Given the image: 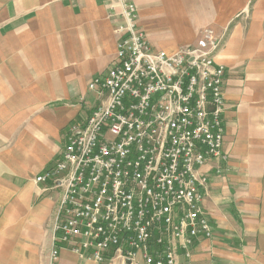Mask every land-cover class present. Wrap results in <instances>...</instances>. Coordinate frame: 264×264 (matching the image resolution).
Listing matches in <instances>:
<instances>
[{
  "label": "crops",
  "instance_id": "1",
  "mask_svg": "<svg viewBox=\"0 0 264 264\" xmlns=\"http://www.w3.org/2000/svg\"><path fill=\"white\" fill-rule=\"evenodd\" d=\"M130 1L154 51L196 46L207 29L223 40L226 160L198 172L214 237L180 264H264V0ZM121 23L118 0H0V264H124L69 248L52 261L60 190L35 182L95 108L89 85L116 59Z\"/></svg>",
  "mask_w": 264,
  "mask_h": 264
},
{
  "label": "built area",
  "instance_id": "2",
  "mask_svg": "<svg viewBox=\"0 0 264 264\" xmlns=\"http://www.w3.org/2000/svg\"><path fill=\"white\" fill-rule=\"evenodd\" d=\"M118 1L116 59L89 85L95 108L35 180L60 190L51 259L69 248L96 263L180 264L214 237L198 172L226 160V68L215 60L223 40L207 29L196 46L154 51L138 8Z\"/></svg>",
  "mask_w": 264,
  "mask_h": 264
},
{
  "label": "rangeland",
  "instance_id": "3",
  "mask_svg": "<svg viewBox=\"0 0 264 264\" xmlns=\"http://www.w3.org/2000/svg\"><path fill=\"white\" fill-rule=\"evenodd\" d=\"M55 231H54V235H53V238H52V240H53V244H54V239H55Z\"/></svg>",
  "mask_w": 264,
  "mask_h": 264
}]
</instances>
